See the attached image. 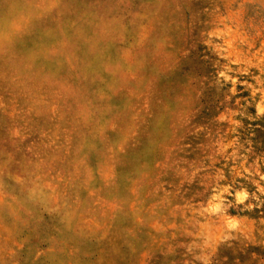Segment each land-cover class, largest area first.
Returning <instances> with one entry per match:
<instances>
[{
    "label": "rangeland",
    "instance_id": "374dc122",
    "mask_svg": "<svg viewBox=\"0 0 264 264\" xmlns=\"http://www.w3.org/2000/svg\"><path fill=\"white\" fill-rule=\"evenodd\" d=\"M262 120L264 0H0V264H264Z\"/></svg>",
    "mask_w": 264,
    "mask_h": 264
},
{
    "label": "trees",
    "instance_id": "16d2710c",
    "mask_svg": "<svg viewBox=\"0 0 264 264\" xmlns=\"http://www.w3.org/2000/svg\"><path fill=\"white\" fill-rule=\"evenodd\" d=\"M261 122H264V120H262ZM263 124V123H262ZM256 131H259L258 129Z\"/></svg>",
    "mask_w": 264,
    "mask_h": 264
}]
</instances>
